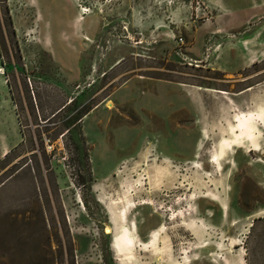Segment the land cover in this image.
I'll list each match as a JSON object with an SVG mask.
<instances>
[{
  "label": "rangeland",
  "instance_id": "rangeland-1",
  "mask_svg": "<svg viewBox=\"0 0 264 264\" xmlns=\"http://www.w3.org/2000/svg\"><path fill=\"white\" fill-rule=\"evenodd\" d=\"M72 2L74 76L0 0L22 135L0 161V264H264V0L248 24L205 0Z\"/></svg>",
  "mask_w": 264,
  "mask_h": 264
},
{
  "label": "crops",
  "instance_id": "crops-1",
  "mask_svg": "<svg viewBox=\"0 0 264 264\" xmlns=\"http://www.w3.org/2000/svg\"><path fill=\"white\" fill-rule=\"evenodd\" d=\"M19 2L22 8H26V14L22 15L23 21L25 22L27 28L26 33L38 32L39 36L42 38L48 37L50 39L51 51L49 52L50 57L53 59L54 63L62 67L65 71H69L68 75L74 76L75 68L73 63L67 59V56H71V50L65 45L64 36H71L75 29V11L73 10L72 0H15ZM208 7L214 10L216 14H231L233 21L242 20L243 23L251 22L252 18L263 14L262 2L263 0H205ZM262 2V3H261ZM66 4L67 8L71 9L69 14L66 16L64 12V7L62 5ZM45 10L48 13L56 11V17H58L59 26L58 30L53 33L51 26H45V18L40 14ZM62 7V8H61ZM43 8V9H42ZM57 9V10H55ZM23 12V11H22ZM239 18V19H238ZM14 23V28L17 34L21 33L24 28ZM26 28V27H25ZM25 31V30H24ZM54 38L57 39L58 43L55 46ZM249 39H254V34L248 36ZM260 40L264 42V32L261 34ZM247 52L254 53H264V49L254 48ZM61 53L64 55L62 56ZM1 56V55H0ZM3 62L0 61V161L5 158L8 154L13 152L22 142V135L19 129V124L17 120V115L15 113V107L11 96H9L8 85L6 80H4L3 74ZM115 231V230H114ZM113 231V232H114ZM112 237H110V242ZM111 250L113 252L114 258L115 254L112 249V242L110 243ZM116 259V258H115ZM119 263V262H118Z\"/></svg>",
  "mask_w": 264,
  "mask_h": 264
},
{
  "label": "bare ground",
  "instance_id": "bare-ground-1",
  "mask_svg": "<svg viewBox=\"0 0 264 264\" xmlns=\"http://www.w3.org/2000/svg\"><path fill=\"white\" fill-rule=\"evenodd\" d=\"M248 141H250V140L248 139ZM105 231H106L107 234L112 233V230H111L110 227H106V228H105ZM114 233H115V231H114ZM114 237H117L116 234H114ZM115 241L117 242L118 239L115 240ZM121 244L123 245V246H122L123 248L128 249V248H130V247L132 246V240H131L130 238L122 239ZM121 244H120V245H121ZM116 251H117V250H116ZM123 260H124L123 258H120V257L117 258V261H123Z\"/></svg>",
  "mask_w": 264,
  "mask_h": 264
},
{
  "label": "trees",
  "instance_id": "trees-1",
  "mask_svg": "<svg viewBox=\"0 0 264 264\" xmlns=\"http://www.w3.org/2000/svg\"><path fill=\"white\" fill-rule=\"evenodd\" d=\"M0 55H1V48H0ZM73 102V101H72ZM70 102V104L72 103ZM89 107L82 109L76 115L73 116L71 123L79 121L83 116H85L89 112ZM68 125V124H66Z\"/></svg>",
  "mask_w": 264,
  "mask_h": 264
}]
</instances>
